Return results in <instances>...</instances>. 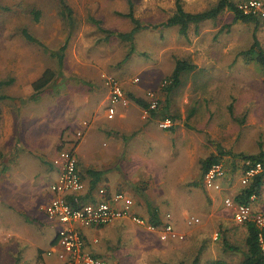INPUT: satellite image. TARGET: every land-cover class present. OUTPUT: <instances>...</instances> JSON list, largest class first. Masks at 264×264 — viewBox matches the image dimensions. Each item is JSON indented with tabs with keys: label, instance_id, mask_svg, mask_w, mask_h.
<instances>
[{
	"label": "rangeland",
	"instance_id": "374dc122",
	"mask_svg": "<svg viewBox=\"0 0 264 264\" xmlns=\"http://www.w3.org/2000/svg\"><path fill=\"white\" fill-rule=\"evenodd\" d=\"M134 1L136 17L148 23L164 21L176 7V0ZM67 2L75 12L73 25L59 15L57 0H0V78H15L3 90L10 99L0 100V259L5 264L10 258L26 255L24 263L33 264V256L39 254L37 245L48 244L46 239L56 228L45 232L34 217L46 203L44 190L49 183L41 181L40 173L48 168L53 151L64 147L59 135L64 122V132L72 135L76 118L84 116L91 122L104 116L97 131L106 139L101 143L108 155L105 167L118 190L132 196L143 212L152 208L162 216L170 212L175 229L184 236L159 241L155 252L151 242L135 249L132 244L136 241L129 239L126 257L136 251L147 256L148 264H194L196 259L198 264H241L247 228L224 203L237 189L224 192L223 201L215 200L217 191L204 185L201 161L221 155L231 171L232 162L241 159L239 154L264 151V72L254 59L242 54L255 36L264 49L261 23L256 27L236 20L226 9L216 20L199 24L198 30L191 25L188 37L178 27L144 30L135 37L134 52L128 55L129 42L107 36L92 21L99 19L104 28L116 33L129 31L132 22L120 14L127 11V0ZM182 2L185 10L200 12L218 0ZM24 30L44 46L30 42ZM69 35L59 74L58 58L52 52ZM179 59L197 68L183 73L180 85L169 93L165 86ZM47 68L57 72V80L33 99L32 83ZM111 79L122 84L129 98L156 101L157 109L168 106L169 114L178 116L173 119L174 129L162 128L161 118L152 119L141 107L134 110L141 121L136 118L130 123L127 116L119 117L121 122L108 120ZM145 122L148 126L143 130ZM134 130L135 135L149 137L138 141L130 133ZM158 130L167 135L160 142L154 140ZM131 144L137 145L135 150L145 161L137 155L129 158L134 155ZM229 180L237 183L236 178ZM253 208L264 209V190L253 201ZM193 215L200 221L188 224L187 218ZM13 231L22 233L29 243L20 244ZM150 237L145 232L141 240L151 241ZM227 241L239 250H228Z\"/></svg>",
	"mask_w": 264,
	"mask_h": 264
},
{
	"label": "built area",
	"instance_id": "2783aa9c",
	"mask_svg": "<svg viewBox=\"0 0 264 264\" xmlns=\"http://www.w3.org/2000/svg\"><path fill=\"white\" fill-rule=\"evenodd\" d=\"M238 9L246 15L259 18L264 28V2L262 0H244L239 2ZM110 96L107 106V118L112 120L117 114L120 105H127L128 98L122 84L115 79L108 83ZM151 106L157 107V102L152 101ZM174 125L172 118H163L160 126L164 129ZM82 132L77 133V138L82 137ZM52 166L57 172V177L51 183L50 189L55 197L44 206L45 213L51 222L59 223L60 227L54 247L58 246V257L66 264H109L107 260L94 256L86 249V238L82 229L86 227H101L113 221L131 217L140 224L146 221L132 213L134 200L124 193H115L110 198L101 201H85L83 198L86 185L78 171V158L72 149H62L51 159ZM238 169L231 174L229 166L224 161L215 162L211 165L204 176V185L209 190L221 191L224 181L228 178H236L237 191L241 186L249 184L256 175L261 174L264 182V160L252 161L240 159L237 163ZM233 175V176H232ZM100 193H106L101 189ZM257 199L256 195L251 196L252 202ZM225 205L233 210L234 219L238 223L253 222L259 228H264V212L254 211L251 204L237 202L235 193L224 199ZM167 223L160 231L162 240L170 238L183 239L171 221V214L167 215ZM200 219L196 216L187 218L188 224L198 223ZM149 228H156L149 224ZM260 243L264 251V233L260 234ZM53 252L50 251L49 254Z\"/></svg>",
	"mask_w": 264,
	"mask_h": 264
},
{
	"label": "crops",
	"instance_id": "0c3cea01",
	"mask_svg": "<svg viewBox=\"0 0 264 264\" xmlns=\"http://www.w3.org/2000/svg\"><path fill=\"white\" fill-rule=\"evenodd\" d=\"M127 98H128V104L125 106L120 105L117 108V114L115 118L112 119L113 122L116 121L117 119H118V122H121L120 121L121 119H119V117L125 118L126 116L130 118V123H135V121L137 120L136 118H138V121L142 120L141 115H140L141 119L139 118V116L136 117L134 115L135 113L134 110H136L140 106L137 105L135 102H133L131 97L130 98L127 97ZM84 118L86 119V117L81 116L75 119V122H74L75 127H74L72 135H66V133L64 132V129L67 124L65 122L62 124L61 126L62 128H61V131H59V135L62 134L60 143L61 144L63 143L62 146L64 147L56 150V152L53 151L54 155L52 156V158L57 154L59 150H62V149H71V150L73 149L75 151L77 158H78V171L86 185L85 194L83 196L85 201H94V202L101 201V200L110 198L115 193H124L133 199V197L130 196L126 191L118 190L119 189L118 186L115 185L116 184L115 178L113 177L111 172H109V169L105 167L106 162L104 158L106 159L108 155H107L105 148L101 145V143L106 139L104 135L101 134V132L97 131L99 126L103 124L105 121L104 116L91 119V122L89 121L90 124ZM106 118H107V115H106ZM146 123L147 122L144 123V125L146 126L144 127L143 130H145L148 126ZM148 124L150 123L148 122ZM122 125L125 126V124H122ZM80 131L82 132L83 135L81 138L78 139L77 133ZM136 131L134 130L133 132H130V133H132L135 139L138 141H140L142 137L143 139H146L147 137H149L148 135H145V134L141 136L140 133L135 135ZM157 134L158 135H156V137L158 138L154 140L158 142H160V138L167 136V135H164V133H162L160 130H158ZM166 134H168V132H166ZM132 142H134V140ZM163 144L166 145V143L164 142ZM131 145L133 146L132 151L134 152V155L131 157L129 156V158H131L132 160L134 159V156L137 155L136 158L138 159L141 158L144 160L145 159L144 156H141V155L139 156V154L135 150L137 145L135 144H131ZM47 166L48 168L45 167V169L40 173V176H39L42 182L47 183L49 181V183L46 184L45 190H44L45 191L44 197L46 198V201H45L46 203L44 205H47L52 200V198L55 197V194L50 189V185L52 182L55 181L57 177V172L55 168L52 166L51 161L50 163H47ZM90 170L101 172L100 177L98 178L97 176H94L93 174H91ZM52 173H55L56 176L52 177L53 176ZM229 179L230 178L224 181L223 189L221 191H217V195H214L212 193L215 196V200L216 198L217 199L220 198V200L223 201L222 199L224 198V196H226L224 192L231 193V191L233 192L235 191V189L237 188V183H234V181H231ZM101 189L106 190L105 195L100 193ZM232 194L234 193H231V195ZM258 199L259 197H257L255 201H257ZM44 205L42 206L41 210L38 209V212L34 217H37L39 219L41 230H44L45 232L49 233L51 229L56 228V231L53 236L50 237V235H48L46 239V241L48 242L47 245H44L43 247L40 245H37L39 254H37V256H33L34 257L33 264H66L65 261L61 260L58 257L56 250H58L59 247L58 246L54 247L60 225L59 223L51 222L48 219L45 213V210H44ZM251 205L253 207V202L251 203ZM226 208L227 210H231L233 212V210L228 208L227 206ZM254 211L264 212V209H254ZM132 213L143 218L146 221V224H140L134 221L131 217H125V218L117 219L113 221L112 223L105 225V226L83 228L82 231L86 238V249L90 251L94 256L101 257L107 260L109 264H145L147 263V260H146L147 256L143 257L142 252L134 251L133 256L126 257V254H125L127 252L126 241L129 239H133V241L135 240L136 242L132 244L135 249L148 247L149 245H147L146 242H149V243L151 242L153 246H151L150 244V248L154 247L153 252H155L158 249L157 247H158L159 241L163 242V241H169L172 239L170 238L169 240H162L160 238V231L162 230V228L168 221L167 215L171 213L167 212L165 216H162V214L159 212L163 220V225H161L160 227H156L154 229L149 228L150 223L148 220L149 219L148 210L146 212H143V210H139L136 206L135 201L132 207ZM171 221H172V214H171ZM12 228L14 227L12 226ZM17 232L18 231H15L14 233L13 231V234H15L17 241L20 244L22 242L23 243L25 242L26 244H28L29 240H27L22 233L18 232V234L21 237L20 238ZM145 232L151 234L152 236L150 237L152 238L151 241L146 240V239L141 240L143 238V233ZM127 234H130V236L127 237L126 236ZM24 248L25 247L22 246L21 249H24ZM52 250L53 252L49 254L48 252ZM24 257H26V255L25 256L21 255L15 258H10L5 262V264H11L14 262L15 264H25L24 261L26 260V258ZM3 261L5 260L0 259V264H4Z\"/></svg>",
	"mask_w": 264,
	"mask_h": 264
},
{
	"label": "trees",
	"instance_id": "16d2710c",
	"mask_svg": "<svg viewBox=\"0 0 264 264\" xmlns=\"http://www.w3.org/2000/svg\"><path fill=\"white\" fill-rule=\"evenodd\" d=\"M264 2V0H262ZM128 9L126 12H121L122 16H125L132 22V28L126 32H113L112 30H108L102 26V21L99 19H93V23H95L98 28L107 33V36H118L122 41L129 42L131 44V49L129 51L130 55L134 52V39L140 32L147 29H165L178 27L179 33L185 37H188L189 29L191 25H195L197 30L199 24L208 21V20H216L220 14L229 9L234 14V19L241 20L246 23H254L256 27L260 24L259 18L246 15L238 9V3L234 2V0H218L217 4L212 8L200 12H189L184 9L182 0H176V7L174 13L169 16L164 21L159 23H148L139 19L135 15V1L127 0ZM57 5L59 8V15L63 19L64 22L69 25H73L75 22V12L73 8L69 5L67 0H57ZM36 18H39V14H37ZM264 30V29H263ZM25 37L30 41L37 43L39 45L44 46V44L34 35H32L28 30H24ZM70 40V35L67 37L66 42L56 51L52 52V55L58 58V66H59V74H61L66 57V50L68 48ZM247 58L254 59L262 68L264 72V49L262 48L258 38L254 37V43L247 49L242 52ZM197 68V65L189 62L185 59H179L176 62L175 68L171 76H169L170 84L165 86V90L167 92L173 91L177 88L181 83V76L185 72L193 71ZM57 72L52 68H47L40 77H38L33 83L34 93L32 94L33 99H37L38 95L51 83L56 81ZM15 81L14 77H9L6 79H0V100L10 99V96L4 93V88L11 86ZM131 99L137 105H139L143 110L149 113V117L161 119L171 117L172 119H176L178 116L176 114L170 115L168 112V106H164L163 108H153L151 103L145 100L142 97H136L131 95ZM230 112L233 114L232 105L230 106ZM170 129H174L171 127ZM242 159H250L252 161L264 160V151H261L258 154H239ZM221 155H210L209 157L203 159L201 161V170H202V178L204 181L205 173L209 170L211 165L215 162L223 161L221 159ZM227 163V162H226ZM228 164V163H227ZM231 174L235 173L238 169L235 161L232 162ZM236 167V168H235ZM90 173L98 178L101 175V172L90 170ZM264 190V182L262 180L261 174L256 175L254 179L247 185L241 186L237 192H235V200L237 202L251 204V196L256 195L260 198L262 192ZM149 214V223L154 227H160L163 225V220L159 214L157 208H152L148 210ZM244 225L247 228L246 235V249L244 251V257L241 261V264H264V251L262 249L260 243V234L264 233V228H259L253 222H245ZM226 248L231 251L239 250V248L230 242H225ZM194 264H198V259L195 260ZM215 264H227L225 262H216Z\"/></svg>",
	"mask_w": 264,
	"mask_h": 264
}]
</instances>
